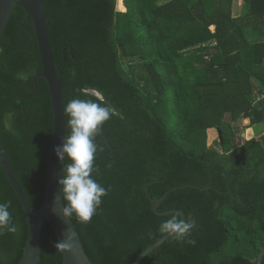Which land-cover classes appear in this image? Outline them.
<instances>
[{
  "label": "trees",
  "instance_id": "obj_1",
  "mask_svg": "<svg viewBox=\"0 0 264 264\" xmlns=\"http://www.w3.org/2000/svg\"><path fill=\"white\" fill-rule=\"evenodd\" d=\"M44 1L58 70L66 57L65 106L93 100L115 113L95 139L104 150L93 178L110 192L90 223L72 217L93 264H134L164 236L159 225L171 213L154 206L168 191L158 211L194 217L196 244L169 237L141 264H256L264 249V134L238 139L240 127L264 123V0ZM40 71L34 26L16 3L0 39V144L34 210L45 196L54 127L45 78L24 106L22 98ZM9 200L18 231L0 235V264H18L28 236L0 162V203ZM56 242L47 221L41 264H63Z\"/></svg>",
  "mask_w": 264,
  "mask_h": 264
},
{
  "label": "water",
  "instance_id": "obj_2",
  "mask_svg": "<svg viewBox=\"0 0 264 264\" xmlns=\"http://www.w3.org/2000/svg\"><path fill=\"white\" fill-rule=\"evenodd\" d=\"M16 3L24 8L26 13L28 14L29 21L34 26L42 62V71L37 72L33 77L34 90L24 95V97L22 98V105L24 106L25 99L30 98L36 94L39 78H45L49 87L54 119L53 135L50 143L48 157L45 196L42 205L37 210H34L31 206L26 193L24 192L16 177L11 162L4 148L0 144L1 165L4 168L13 188L15 189L21 201L28 222L27 241L24 247L23 256L18 264H41L42 229L45 222L47 221L51 224L58 242L64 239V234L67 228L74 233V240L72 241L73 250L71 252H62L63 264H93L90 257L86 253L83 242L73 220L65 222V219L61 215L62 204L60 202H57L55 204V198L61 195L62 186L58 183V180L63 177V168L65 162L61 161L58 158L55 152V148L62 145L64 137L68 134L70 129L66 126V117L64 116L63 112V109L65 107L63 74L66 65V57L64 55V64L62 65L61 69L58 70L48 30L49 22L50 20L54 19V16L48 18L46 3L44 0H0V39L11 15L13 6ZM246 120L248 121L247 125H250L251 121L249 120V118H246L245 121ZM263 131L264 123L254 124L253 126L248 127L246 139H252ZM107 142L109 143V140H107ZM175 189L176 188H174L173 190ZM169 192L170 191H168L162 198L155 199V212L159 215H165L177 211L183 213L178 209L168 210L164 212L158 211V207L161 204L163 198L166 197ZM168 238L169 236L165 234L154 244L146 248L136 258L134 264H141L146 255L156 250ZM263 258L264 249L259 253L256 264H262Z\"/></svg>",
  "mask_w": 264,
  "mask_h": 264
},
{
  "label": "clouds",
  "instance_id": "obj_3",
  "mask_svg": "<svg viewBox=\"0 0 264 264\" xmlns=\"http://www.w3.org/2000/svg\"><path fill=\"white\" fill-rule=\"evenodd\" d=\"M100 99L103 100V97ZM63 112L70 131L64 137L62 145L55 148V152L61 161L67 158L71 162L64 164L63 177L58 180L62 186L61 195L55 198V204H62L61 215L65 222L71 221L75 215L77 222L87 224L98 214L103 203L102 198L110 192V187L105 188L93 178V174L99 172L98 166L94 165L96 154L104 150L95 143V139L103 132L104 123L115 113L110 106L81 99L70 100ZM11 206L10 200L0 203V235L18 231V225L13 222L12 213L9 211ZM196 227L194 217H185L177 211L159 225V232L161 235L167 234L175 241L195 245V239L190 237ZM149 236H154V233L149 232ZM73 240L74 233L67 228L64 239L55 244L57 251L71 252Z\"/></svg>",
  "mask_w": 264,
  "mask_h": 264
},
{
  "label": "rangeland",
  "instance_id": "obj_4",
  "mask_svg": "<svg viewBox=\"0 0 264 264\" xmlns=\"http://www.w3.org/2000/svg\"><path fill=\"white\" fill-rule=\"evenodd\" d=\"M239 3L238 2H235L234 4V10L237 12L238 11V7H239ZM240 8V7H239ZM244 125H247V122L244 121L243 122ZM247 129L248 127H240V132H239V139H238V142L241 143L244 141V139L247 137ZM219 138V131L216 127L214 128H211L209 130V137H208V144L209 146L211 147H215L217 145V140Z\"/></svg>",
  "mask_w": 264,
  "mask_h": 264
},
{
  "label": "crops",
  "instance_id": "obj_5",
  "mask_svg": "<svg viewBox=\"0 0 264 264\" xmlns=\"http://www.w3.org/2000/svg\"><path fill=\"white\" fill-rule=\"evenodd\" d=\"M235 2H238L239 3V7H238V11L236 12L235 10H234V12H235V15H237L238 13H239V11L241 10V7H242V2L241 1H235ZM250 120V119H249ZM244 121H245V119H244ZM251 123V122H250ZM251 126H253V125H251ZM250 126V127H251ZM264 134V131L262 132V133H260L259 135H257V136H255V137H259V136H261V135H263ZM246 139V138H245Z\"/></svg>",
  "mask_w": 264,
  "mask_h": 264
},
{
  "label": "bare ground",
  "instance_id": "obj_6",
  "mask_svg": "<svg viewBox=\"0 0 264 264\" xmlns=\"http://www.w3.org/2000/svg\"><path fill=\"white\" fill-rule=\"evenodd\" d=\"M246 122L248 123V121L246 120Z\"/></svg>",
  "mask_w": 264,
  "mask_h": 264
}]
</instances>
